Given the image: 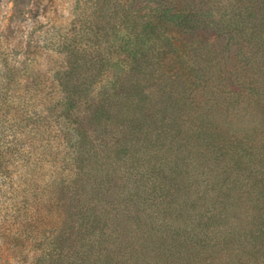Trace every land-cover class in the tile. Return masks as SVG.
<instances>
[{
	"label": "trees",
	"instance_id": "1",
	"mask_svg": "<svg viewBox=\"0 0 264 264\" xmlns=\"http://www.w3.org/2000/svg\"><path fill=\"white\" fill-rule=\"evenodd\" d=\"M231 2L208 22L211 6L76 0L90 17L81 32L43 38L61 58L57 96L29 110L20 81L9 84L14 134L45 135L57 152L55 194L74 221L62 219L61 237L76 241L74 256L62 246L59 264H92L95 237L108 264H264V0ZM208 23H223L233 55L206 45L186 57L169 34ZM21 71L9 67L13 79ZM161 166L173 172L168 184ZM171 189L168 205L151 212L133 203Z\"/></svg>",
	"mask_w": 264,
	"mask_h": 264
},
{
	"label": "rangeland",
	"instance_id": "2",
	"mask_svg": "<svg viewBox=\"0 0 264 264\" xmlns=\"http://www.w3.org/2000/svg\"><path fill=\"white\" fill-rule=\"evenodd\" d=\"M172 1L179 4L185 2L193 7L211 6L213 17L207 19L210 22L212 18L219 20V16L224 15V7L234 0ZM89 19L88 10H84L83 6L77 8L76 0H0V264H59L62 246L69 249V255L73 253L74 256L76 241L72 245L63 243V235L61 237L63 223L70 226L74 221L63 213L61 194H55L61 174L56 162V149L46 145L43 138L45 135L34 137L33 140L27 138V135L21 137L14 134L9 123V84L13 87L14 83L20 81L21 87L16 92H27L29 110L36 106L39 110L46 99L55 98L58 87L54 72L60 66L61 58L43 43V38L55 31L81 32L83 25L80 24ZM221 26L223 23L201 25L190 36L174 29L169 34L173 36L180 51H185L186 57L194 53L195 46L201 50L206 45H212L218 51L223 49L224 55H233L235 47L230 45L226 48L227 34L220 32ZM240 64L243 62H236V65ZM11 65L22 70L14 79L9 75ZM49 126V130L54 128ZM25 137L29 140L25 141ZM142 140L139 138L134 141L139 142L135 146L136 154L144 151ZM53 146L56 147V144L53 143ZM112 147L114 150L121 148L119 145ZM183 162L184 156L177 160V169L183 166ZM175 166L169 168L174 170ZM164 167L161 166L156 175L168 184L173 172H163ZM118 181L119 177L114 175L109 184L117 188L120 186ZM172 192L171 189L167 196H159L151 203H144L141 194L137 193L133 203L140 206L137 209H146L148 213L161 207L162 202L164 206L168 205L171 198L169 194ZM122 198L126 201L125 195L121 194ZM126 205L129 208L135 206L129 201ZM136 237H140L138 233ZM97 240L95 237L94 242H90V248L94 255L100 253L101 256H92L89 261L92 264H108L109 259L105 257L107 244ZM67 259L69 262L75 260L71 257ZM152 260L150 264H153Z\"/></svg>",
	"mask_w": 264,
	"mask_h": 264
}]
</instances>
